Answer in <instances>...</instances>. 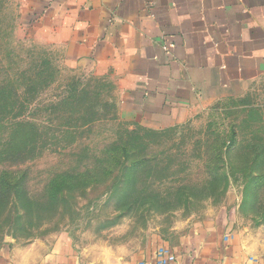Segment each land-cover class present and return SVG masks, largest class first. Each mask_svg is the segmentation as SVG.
I'll use <instances>...</instances> for the list:
<instances>
[{"label": "rangeland", "instance_id": "rangeland-1", "mask_svg": "<svg viewBox=\"0 0 264 264\" xmlns=\"http://www.w3.org/2000/svg\"><path fill=\"white\" fill-rule=\"evenodd\" d=\"M26 6L0 0V253L64 239L86 264H122L217 221L264 254V76L155 130Z\"/></svg>", "mask_w": 264, "mask_h": 264}, {"label": "crops", "instance_id": "crops-1", "mask_svg": "<svg viewBox=\"0 0 264 264\" xmlns=\"http://www.w3.org/2000/svg\"><path fill=\"white\" fill-rule=\"evenodd\" d=\"M25 12L67 61L112 72L124 115L155 130L264 76V0H27ZM159 247L174 264H264L259 248L217 221L122 264H155ZM38 250L1 252L0 264H86L64 239Z\"/></svg>", "mask_w": 264, "mask_h": 264}, {"label": "built area", "instance_id": "built-area-1", "mask_svg": "<svg viewBox=\"0 0 264 264\" xmlns=\"http://www.w3.org/2000/svg\"><path fill=\"white\" fill-rule=\"evenodd\" d=\"M173 254L165 247H159L155 252V264H174Z\"/></svg>", "mask_w": 264, "mask_h": 264}, {"label": "trees", "instance_id": "trees-1", "mask_svg": "<svg viewBox=\"0 0 264 264\" xmlns=\"http://www.w3.org/2000/svg\"><path fill=\"white\" fill-rule=\"evenodd\" d=\"M22 134H24V135H25V133H24V132H22Z\"/></svg>", "mask_w": 264, "mask_h": 264}]
</instances>
